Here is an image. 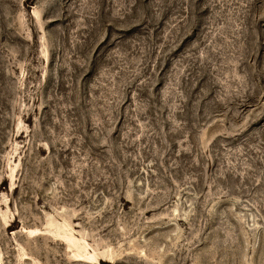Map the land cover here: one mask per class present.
<instances>
[{
	"label": "rangeland",
	"instance_id": "374dc122",
	"mask_svg": "<svg viewBox=\"0 0 264 264\" xmlns=\"http://www.w3.org/2000/svg\"><path fill=\"white\" fill-rule=\"evenodd\" d=\"M264 264V0H0V264Z\"/></svg>",
	"mask_w": 264,
	"mask_h": 264
},
{
	"label": "trees",
	"instance_id": "16d2710c",
	"mask_svg": "<svg viewBox=\"0 0 264 264\" xmlns=\"http://www.w3.org/2000/svg\"><path fill=\"white\" fill-rule=\"evenodd\" d=\"M102 264H106V262H103Z\"/></svg>",
	"mask_w": 264,
	"mask_h": 264
}]
</instances>
